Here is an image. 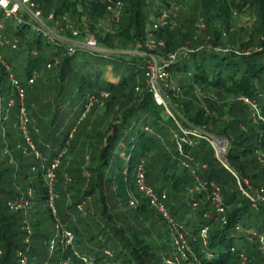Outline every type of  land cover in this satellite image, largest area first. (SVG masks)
<instances>
[{
    "label": "trees",
    "instance_id": "obj_1",
    "mask_svg": "<svg viewBox=\"0 0 264 264\" xmlns=\"http://www.w3.org/2000/svg\"><path fill=\"white\" fill-rule=\"evenodd\" d=\"M111 1L121 3L117 20L112 18L107 0H33L43 16L53 14V26L56 31L62 28L65 41L37 36L27 25L11 30L19 44L10 50L24 59L25 78L34 76L35 80L44 69L47 73L42 87L50 83L53 92L50 97L45 95L47 101L38 109L34 80L28 84L19 79L24 88L27 130L35 149L45 157L41 162L17 127V110L3 111L2 103L12 90L0 63V264H21V258L26 264H160L156 246L139 231L118 226L115 213L102 201L101 193L114 188L122 200L135 202L131 206L133 218L145 217L150 209L155 211L134 185L139 162L143 163L146 181L166 194V205L177 225L182 226L195 264H264V239L260 241L253 234L264 237V201L252 205L240 189L257 193L264 185V167L255 155L261 152L264 156V123L255 120L240 101L229 106L211 101L202 104L197 95L213 91L246 97L264 119V102H259L264 94V0H195L196 4L188 8L179 5L178 26L153 30L164 47L151 51L144 42L149 34L152 36L148 25L162 12H158V0ZM242 8L256 15L254 27L246 31L239 50L220 49L222 30L234 29L232 17ZM200 16L206 29L197 41L194 29L200 30L196 27L200 21L196 26L194 22ZM88 35L109 53L81 46L67 53L70 42ZM137 45L142 48L135 49ZM179 45L188 52L177 49ZM249 45L252 47L245 53L240 51ZM178 51L169 65L171 83L181 95L170 98L179 106L174 120L155 103L145 70L153 56L166 59L168 53ZM3 60L17 77L12 64ZM108 68L112 79L105 77ZM102 93L107 96L102 97ZM91 97L95 101L88 106ZM37 110L44 111L39 116ZM180 127H204L206 134L229 139L227 161L231 166L226 167L215 156L205 138L181 142L184 134ZM90 138L97 147L81 167V151ZM63 148L74 160L70 163L65 158V167L64 159L61 161L64 169L60 171L58 165L54 184L60 185L63 174H68L73 180L68 189L74 196L63 209L55 189L56 214L52 215L46 206L41 164L48 165ZM196 178L219 187L221 214L209 199L204 200L205 191L193 193ZM27 189L32 190L33 198L27 196ZM87 195L94 199L93 206L83 203ZM13 202H29L28 210L34 212L13 210ZM38 203L45 206L46 219L39 216ZM56 218L62 230L72 236L69 243L62 244L54 234ZM143 228L140 231L145 233Z\"/></svg>",
    "mask_w": 264,
    "mask_h": 264
},
{
    "label": "built area",
    "instance_id": "obj_2",
    "mask_svg": "<svg viewBox=\"0 0 264 264\" xmlns=\"http://www.w3.org/2000/svg\"><path fill=\"white\" fill-rule=\"evenodd\" d=\"M108 10L111 13L113 19L117 20L120 14L121 3L119 1L112 2L111 0H107ZM0 16L3 17L4 20L12 19L16 26H23L27 25V27L37 36L46 37L50 41L53 39H58L60 41H65V37L60 33L62 28H59V31H56L53 26V14L49 13L46 16H43L41 11L35 7L33 0H0ZM175 25L174 21L171 17H169L166 13L161 12L152 22L148 25V30L153 31L159 27H173ZM198 29H203L204 23H199L197 25ZM12 29L7 27L4 22L0 20V47H8L10 49H16L19 44V38L15 35ZM150 37V34H149ZM75 46H81L93 51H97L96 49L97 44L96 40L93 35L86 36L81 41H75L73 43L70 42V45L67 46L66 51L67 53H73ZM144 46L148 50H155L159 49L162 46L161 41H154L146 40L144 42ZM179 50L183 51L184 54L188 52L186 48H180ZM217 50V49H216ZM179 54V51L173 54H170L168 58L161 59L160 62H157L152 57L150 63L147 64L145 70V81L149 88V91L152 93L154 101L157 105H164L165 106V99L167 95L161 92V87L158 84L159 80H164L165 88L168 87L169 82L171 81V76L169 72V65L172 63V59L175 58L176 55ZM58 62L55 59V64ZM0 63L2 67L7 72V81L9 86L11 87L12 93L7 100L6 107L3 109L4 112L7 113L9 109L14 106L15 100L14 97L17 98V127L23 136L25 143L29 147V150L34 154V156L39 159L41 162L45 160V157L35 149V146L30 138V135L27 130L28 124V116L26 107L24 104V88L21 85L19 79L14 75L12 69L8 63H6L2 57L0 56ZM50 67V64H47V68ZM34 80V76L27 80L28 84H31ZM102 97H106L107 93H102ZM238 100L242 104H250L252 105L253 109L256 111V114L259 115L257 107L253 101L246 97H239ZM95 101V98H90L88 106ZM0 105V111H2ZM255 116V115H254ZM6 117V115H5ZM256 117V116H255ZM184 135L180 138L181 142H192L193 137H200L209 140L208 136L202 132L201 130L194 129V130H183ZM186 135H191L192 138L189 140ZM178 148L180 149V144H178ZM65 152V148H63L49 163L48 165H42L43 168V177L45 180L46 191H47V198H46V206L48 210L51 212L52 215L56 214L55 208V200L57 198V193L55 192V170L59 165L60 158L62 153ZM236 176V175H235ZM134 185L137 191L141 194L147 204L153 208L160 217L167 222V227L169 232L171 233L173 243L180 247L183 250H190L187 240L185 238L184 232L182 230V226L177 225L173 217L171 216V212L166 205V194L164 192H158L155 190L145 178V172L143 163H137L134 171ZM242 194L248 198L252 205H255L258 202L264 201V185L260 187L257 193H251L243 188H241ZM193 190L196 191H205L207 194V198L210 200L211 204L215 207L218 214H221L223 211L222 208V197L220 194L219 187L214 183H208L206 181H202L198 178L195 180V184ZM27 196H31L32 190L27 189L26 191ZM131 204L135 202L133 200L130 201ZM26 204V203H25ZM20 202H13L10 204V208L13 210H18L22 208ZM55 230L56 236L59 237V241L63 244L69 243L72 240V236L66 233L64 230L60 229L61 224L59 223L58 219H55ZM206 231V227L203 228L202 232ZM260 241H263L264 237L261 234L253 233ZM53 244V241L51 242ZM52 248V245H50ZM264 253V246L262 247ZM184 251V252H186ZM183 254V253H182ZM184 255V254H183ZM240 257L244 260L245 256L240 253ZM186 258V256H185ZM24 258L20 259V263L24 262Z\"/></svg>",
    "mask_w": 264,
    "mask_h": 264
},
{
    "label": "rangeland",
    "instance_id": "obj_3",
    "mask_svg": "<svg viewBox=\"0 0 264 264\" xmlns=\"http://www.w3.org/2000/svg\"><path fill=\"white\" fill-rule=\"evenodd\" d=\"M158 2L160 3V7H159L158 12L162 11V12L166 13L169 17H171L175 23V27L178 26L177 16L179 13V10H178L179 5L180 6L183 5V6H186V8H188V6L190 7V6H193L196 4L195 0H160V1L158 0ZM238 11L239 12H236V14L232 17V21H231L232 27L234 29L232 31H229V32L226 30H222L221 37H222L223 45L220 46V49L239 50V48H238L239 43L241 41H243V39L246 37L245 36L246 31L251 30L254 27V24L256 23V15L254 14V12H250V10L248 8H242ZM0 20L2 22H4V24L7 27L11 28L13 32L15 31L16 23L12 19L4 20L3 17L0 16ZM199 21H200V23L205 22L204 18L200 16L199 18H197L196 22H194V26H196V24L199 23ZM103 24L106 27L109 26L107 21H103ZM205 29H206L205 27H203V29H200V30L198 29L199 31H197V28L194 29V34L197 35L196 37H194V39L197 38L196 39L197 41L201 40L202 36H204ZM182 31H184V30L182 29ZM252 34L255 35V33H253V32H252ZM151 35L152 36L151 37L148 36V38L146 40H152L153 39L156 42L161 41L162 46L160 47V49L163 48L164 42L162 40L156 38L154 31H151ZM186 44H188V43L186 42ZM206 44L207 43H204V45H206ZM182 46L183 45H179L177 47V49L178 48L180 49ZM250 47H252V45H249L247 48H240V51L245 53L247 50L250 49ZM141 48H142V46H140V45H137L135 47V49H137V50H140ZM215 48L217 49L218 47H215ZM113 52H115V51H113ZM106 53H109V52L106 51ZM170 54L171 53H168L167 55L169 56ZM0 56L2 57V59H5L10 64H12V66L15 68L16 73H18L17 78L20 79L21 82H23V83L27 82L28 79L25 78V74H24V72H25V61L21 56H18L17 54H15L14 51L10 50V48H8V47H0ZM155 60L157 62H160L161 59L155 58ZM46 73H47L46 70H44V69L40 70L37 74V77L34 80L33 87H35V88H34V94L33 95H34V99H36V104L38 106L37 107L38 109L39 108L41 109L42 102L47 101L45 95L50 97L51 93L53 92V86L50 83L46 84V86L42 87V82L45 78ZM158 82H159L158 84L161 87V92L170 96L169 98L167 96V98L165 99V106L162 105V107H163L165 113L170 115L174 120H177L176 119V116H178L177 115V113H178L177 107H179V106L177 105L176 102L172 101L170 98H172V95L175 96L176 98H179L181 96L180 95V89L177 88L173 83H171V81L169 82V85L167 88H165V86L163 84V83H165L164 80H159ZM169 90L172 92L171 95L169 94ZM197 95H198L202 104H204L208 101L209 102L211 101V102H215L219 106H229L232 104V102L234 103V101L237 103L239 102L238 98L223 95L221 92H218L216 94V92L209 91L206 95H200V94H197ZM44 98H45V101H44ZM14 100H15V104H14V106H12L10 108V112H16V110L18 108L17 107V98L14 97ZM259 102H264V94H263V97L259 99ZM2 104L4 105V107H6L5 104H7V101H6V103H2ZM244 106L247 107L248 109H250L252 117L254 115L256 116L255 120H259V121L262 120L264 123L263 117L256 114V111L253 109L252 105L244 104ZM42 112L37 110V115L40 116L42 114ZM8 124H9V122H8ZM92 128H93V126L91 127V129ZM180 128H181L182 133L184 134L183 130H185L186 128L185 129H184V127H180ZM91 129H89V130H91ZM195 129L201 130L202 132H204L206 134L204 127L203 128H195ZM186 130L187 131L188 130H194V128L193 129H186ZM90 133H92V131H90ZM206 135L209 138L208 141L211 144L212 149L214 150L216 157H218L221 153L226 152L225 150L228 147H227V143H226L224 137L216 135L215 133H212L210 135L206 134ZM216 136L219 137V139L215 141V139L212 137H216ZM186 137L189 140L192 138L191 135H186ZM93 142H94V139L92 140L90 138L87 142V145L83 146V147H85V149L81 151V155H84V160L79 161L80 162L79 165L81 167L86 166V164H87L86 161L89 160L88 154L95 151L94 146L97 147V143H95V142L93 143ZM255 155H256L257 162L261 165V167H264L263 153L257 152V154H255ZM61 158H60V164L58 167V169H60V171H62V169H64V168H61V166H60L61 161H63V159H64V162H62V163H64V167H65V158L70 163H72L74 160V157H70V155L68 153H65V152L62 153ZM56 179H57V177H56ZM72 182H73V180L70 179L68 174L64 173L61 184L58 186L55 185V189H56V191H58V193L61 197L62 201L60 202V205L63 209L65 207L66 202L70 203L71 200H73L72 197L74 196V194L72 195V193H70L69 192L70 190L68 189V188H71V185H69V184ZM72 188H74V187H72ZM82 188H84V186ZM65 189H68V190H65ZM65 191H67V192H65ZM193 191H192L193 193L197 192L196 190H193ZM101 195L104 198L102 201H104L106 203V205L109 207L111 213H115V217L117 218L118 226L124 228L125 230H127L128 227H131L130 230L133 229V230L139 231L138 232L139 235L141 234L146 240H148L151 244L156 246V250H159V253H160V261H159L160 264H195L194 261L192 260V258L190 257L191 256L190 250H188V251L183 250L180 247H177V245H175L173 243L171 233L169 232L168 227L166 225L167 222H165L156 211H153L152 209H150L145 217L133 218L134 214L131 213V209H132L131 206L134 204H131L129 199L126 201V200H122V198L118 197L114 193V188H108L107 190L103 191L101 193ZM33 196L34 195L32 192L31 196H29V197L33 198ZM207 199H208L207 195L205 194L204 200L206 201ZM93 200L94 199L92 197H89L87 195L86 198L84 199L83 203H86L88 205L93 206ZM37 205H38L37 207H38V211L40 214L39 216L42 218L44 216V218H45V216L47 215V213H46L47 210H46L45 206H43L42 204L40 205L39 203ZM194 205L195 204L193 203L192 209L196 208V205L195 206ZM22 206L23 207L18 209V210L23 211L24 214H29L30 212H34V210H32V211L28 210L29 202L25 205H22ZM80 207H83V205L78 206L77 209H80ZM213 208L215 209L214 206H213ZM174 220H176V219H174ZM143 227H145L146 229ZM141 228H143V230L145 229V233L140 231ZM60 229H63V228H60ZM147 230L150 232L149 234H147V232H146ZM163 230H166L167 232L164 233ZM53 232H54V234H56L55 228H54ZM50 245H53V244L51 243ZM184 251H186V252H184ZM185 256H186V258H185ZM21 264H26V261L24 260V262H22ZM62 264H68V263L65 262Z\"/></svg>",
    "mask_w": 264,
    "mask_h": 264
},
{
    "label": "water",
    "instance_id": "obj_4",
    "mask_svg": "<svg viewBox=\"0 0 264 264\" xmlns=\"http://www.w3.org/2000/svg\"><path fill=\"white\" fill-rule=\"evenodd\" d=\"M69 42V41H68ZM97 51H106V50H104V49H102V48H97L96 49ZM212 138H214L215 139V141L216 140H218L219 139V137H212ZM225 141H226V143H227V149L225 150L226 152L228 151V149H229V147H230V141H229V139H225ZM226 152H223V153H221L217 158L220 160V161H222L223 162V164L226 166V167H228V166H231L229 163H228V161H227V153Z\"/></svg>",
    "mask_w": 264,
    "mask_h": 264
},
{
    "label": "crops",
    "instance_id": "obj_5",
    "mask_svg": "<svg viewBox=\"0 0 264 264\" xmlns=\"http://www.w3.org/2000/svg\"><path fill=\"white\" fill-rule=\"evenodd\" d=\"M68 41H69V40H67V42H68ZM109 70H110V68H108L107 71L105 72V77H106L107 79H108V78H109V79H112V78H111V73H110ZM114 81H115V80H114Z\"/></svg>",
    "mask_w": 264,
    "mask_h": 264
}]
</instances>
